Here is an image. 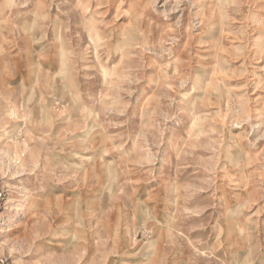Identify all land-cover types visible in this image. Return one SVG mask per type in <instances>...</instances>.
I'll use <instances>...</instances> for the list:
<instances>
[{"label": "rangeland", "instance_id": "rangeland-1", "mask_svg": "<svg viewBox=\"0 0 264 264\" xmlns=\"http://www.w3.org/2000/svg\"><path fill=\"white\" fill-rule=\"evenodd\" d=\"M0 264H264V0H0Z\"/></svg>", "mask_w": 264, "mask_h": 264}]
</instances>
